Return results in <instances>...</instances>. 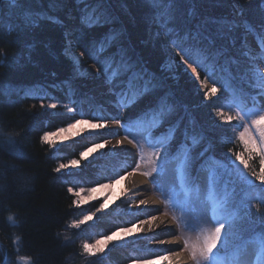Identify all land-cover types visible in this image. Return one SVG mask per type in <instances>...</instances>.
I'll use <instances>...</instances> for the list:
<instances>
[{"label": "trees", "instance_id": "trees-1", "mask_svg": "<svg viewBox=\"0 0 264 264\" xmlns=\"http://www.w3.org/2000/svg\"><path fill=\"white\" fill-rule=\"evenodd\" d=\"M82 6L77 0H62L61 3L18 0L16 6L6 4L0 9V60L8 57L6 62L0 63V264H15L19 257L28 258L31 264L82 263V241L89 226L85 225L82 230H69V222L85 207L78 208L73 203L75 196L68 188L92 185L99 170L88 165L87 173L83 172L85 176L82 177L64 170L57 173L54 169L67 160L78 159L90 143L81 139L53 148L41 141L44 132L73 121L102 122L94 117L115 115L114 97L110 91L96 100L95 106L90 100L89 91L93 87L108 83L101 64L86 51L93 42L98 45L104 39L109 26L82 28ZM108 7L116 18L110 27L119 29L122 35L118 43L100 54L99 59L112 55L122 45L133 61L153 74L161 84L150 96L126 109L125 116L135 117L150 106V100L167 97L176 109L171 123L180 121L181 132L187 128L190 133L203 132L210 136L209 125L217 104L202 103L197 89L199 82L194 81L183 68L173 66L170 71L167 67L168 62L171 64L168 55L170 41L176 37L168 35L154 22L152 8L146 0H111ZM180 9L182 17L192 15L198 21L196 23L200 17L231 19L238 12H242V16L236 15L237 21L257 24L264 19V0H185ZM26 11L34 14L35 24L25 23ZM48 17L63 21V25ZM242 30L238 27L236 35L239 36ZM166 44L169 48L165 47ZM69 46L83 52L84 65H96L97 75L85 76L81 81L75 76L77 65L73 64L70 55L65 54V48ZM193 67L204 80L206 74L197 65ZM216 87L218 95L224 92L220 84ZM48 102L67 105L84 115L77 114L73 119L72 113H53L41 106V103ZM227 109L224 112L229 114ZM168 126L165 123L156 133L162 134ZM232 131L229 129L228 134L231 135ZM182 138L178 133L177 140ZM90 140L104 141L106 138L95 136ZM189 146L193 148V155L202 150V145L193 147L190 141ZM228 148L242 153L249 160L250 170L264 171L259 147L251 151L254 153L251 159L248 158L251 149L239 139L225 145L223 150ZM221 154L218 150L217 159ZM103 180L105 178L99 182ZM239 202L240 199L235 201L237 205ZM258 204L264 209L259 199L252 203L253 206ZM127 218L118 217L102 224L105 234L136 222L135 219L126 222L124 219ZM132 250L134 248L113 249L108 261L111 264H129L137 258L151 256H134L136 253L133 254ZM226 250L231 251V247Z\"/></svg>", "mask_w": 264, "mask_h": 264}, {"label": "snow or ice", "instance_id": "snow-or-ice-1", "mask_svg": "<svg viewBox=\"0 0 264 264\" xmlns=\"http://www.w3.org/2000/svg\"><path fill=\"white\" fill-rule=\"evenodd\" d=\"M17 2L18 0H0V9H3L6 4L16 6ZM54 2L61 3L62 0H54ZM146 2L152 8L154 22L164 28L168 35L176 37L170 41V48L168 44L165 45L169 48L168 55L171 61V64L167 65L169 70L171 71L173 66L183 68L194 81L199 82L197 89L202 103L217 104L209 125L211 135L196 131L190 133L187 128L181 132L180 121L170 122L176 109L168 102L167 97L150 100V106L135 117L125 116L126 109L137 104L140 99L150 96L158 87H161V84L157 82L153 74L148 73L138 62L133 61L124 47L118 48L115 53L105 56L104 59H99L100 54L114 43H118L122 35L119 30L110 27L116 19L112 9L108 7L111 0H77L78 4L83 5L80 8L82 28L109 26L104 39L98 45L93 42L90 47H86V51L101 64L109 91L114 97L115 108L114 116L94 117L102 122L91 124L88 129L82 131L101 138L106 133L112 134L115 130L109 128L107 123V120L111 119L129 136L135 138L128 140L129 144L135 143L138 149V153L134 156L138 157L139 162L134 159L133 172L140 171L142 164L150 165L142 174L152 177L157 187L163 191L161 177L168 175L171 171L174 181H178L183 189L184 199L174 200L173 197H169V200L173 207L181 210V219L185 220V227L200 228L204 222L203 218L211 220L214 224L213 228L204 231L200 243L191 245L189 249L188 243L185 242L184 247L190 250L194 264H261V261H264V209H261L259 204L253 206L251 201L259 199L261 204H264V171L250 170L248 160L242 153L236 152L233 148H228L227 151L223 149L225 145L232 144L236 139L243 141L245 147L250 145L255 147L257 139L253 138L252 133L258 132L259 153L261 163L264 164V103H262L264 101V19L257 24L237 21L236 15L242 16V12H238L231 19L228 17L205 18L197 24H190L183 20L181 14L180 5L185 0H146ZM48 19L63 25V21L53 17ZM24 21L26 24L37 22L31 11L25 12ZM238 27L243 29L239 36L236 35ZM65 54L70 55L74 65H79L80 58L83 56V53L79 55L71 53L70 46L65 48ZM7 59L8 57L4 56L0 63L6 62ZM193 65H197L206 74L204 80L200 79V73ZM209 77L212 80L210 89L206 87ZM216 84H220L224 90L220 95H218ZM41 106L52 110L57 109L56 103L48 105L41 103ZM225 108L235 109V115L226 114ZM66 113H72L73 119L77 114L84 115L82 111L77 113L74 109H66ZM85 122L75 121V123ZM75 123L69 124L68 128L74 127ZM165 123L169 124L166 131L157 136L156 130L163 127ZM235 128L244 129L238 137L235 133L228 134L229 129ZM178 133L183 137L180 140H177ZM141 140L152 148L147 158L143 144L140 143ZM41 141L55 146L49 132H44ZM189 141L193 147L202 145V150L193 155V148L189 146ZM9 142L11 143V140ZM117 143L122 145L124 142ZM106 144L107 141L96 144L94 147L100 152ZM117 150L131 151L115 147L108 149L110 152ZM218 150L222 153L219 159H217ZM88 151L91 156L92 151ZM253 154L250 151L248 158L251 159ZM79 155L81 159L88 161V156H85L84 152ZM100 155L104 153L100 152ZM169 165H172L171 169ZM79 166L80 159H73L69 164H59L54 171L60 173L63 169L79 168ZM194 172L205 173L203 189L192 180ZM225 176H228L229 180H224ZM229 183L234 185L231 191L228 188ZM236 185L241 186L240 192L236 191ZM101 186L109 187L110 185ZM257 189L258 193L255 191ZM95 190V188L90 189L91 192ZM68 191L76 197L74 204L83 203L81 192L84 189L74 191L68 188ZM193 196L201 205V223L194 224L186 220V217L193 212ZM238 197H240L239 205L235 203ZM106 207L107 205L102 203L93 215L103 214ZM9 219L11 220L12 217ZM89 219L90 217H84L83 220L74 221V225L79 228ZM135 227L132 225L111 233L105 237L103 246L101 241H96L94 245L85 243L83 250L90 256H98L104 252L109 243L115 246L127 242L129 236L133 235ZM234 240L238 242L232 243ZM230 247L228 256L222 257L221 251ZM147 264H155V262H147Z\"/></svg>", "mask_w": 264, "mask_h": 264}, {"label": "rangeland", "instance_id": "rangeland-1", "mask_svg": "<svg viewBox=\"0 0 264 264\" xmlns=\"http://www.w3.org/2000/svg\"><path fill=\"white\" fill-rule=\"evenodd\" d=\"M119 30V29H118ZM120 31V30H119ZM254 46V45H253ZM123 47L122 45H119L118 48ZM70 52L76 55H79L81 52L80 50L71 47ZM83 57V56H82ZM82 57L80 58V64L77 65V70L75 72V76L81 79L85 76H91V75H97L98 69L96 65L89 64V65H83ZM170 63L168 62V65ZM89 68H91L89 70ZM203 80V79H201ZM211 80L208 79V82L206 81V87L211 88ZM91 92V93H90ZM109 92V88L105 84H101L99 86H95L89 91L90 96L93 95L94 98H91V101H95L100 99L104 94ZM54 102H48L44 105H48ZM264 103V101H262ZM57 104V109L52 110L53 113H60V114H66V109H71L67 105H61L59 103ZM60 106V107H59ZM230 111V113H236L235 109H227ZM68 114V113H67ZM86 121L85 123H75V121L69 123L74 124L75 126L72 128H68V125L60 126L55 130L48 131L51 133V140L55 142V146H51L53 148L60 147L64 144H70L77 142L78 140L84 139L87 140L90 145H88L82 152H84L85 156H88V161H85L83 159H80V166L79 168H72L69 167L67 169H63L65 172L68 173H78L80 172H86L87 173V167L88 165H91L93 167L94 163H96V166H99L100 168L107 170H113V174H115L113 177H109L106 182L100 183L99 181L101 179L95 180V182L92 185L89 186H79L78 188H73L74 191H78L80 189H84V191L81 192V198H83V203L76 206L78 208L85 207L84 211L79 212L75 215V217L69 222L68 225L70 228L69 230L72 231L73 228H77L74 225V221L83 220L84 217H90L89 220L85 221L83 224L80 225L79 229H84V226L87 225L89 227L86 228V235L82 241L83 245L85 243L89 245H94L96 241H101L103 246V242L105 240V237H107L110 234H105V231L102 228V224H105L109 222L112 219H117L118 217H128L131 220L135 219L136 222L133 224H127L120 228H129L132 225H135L136 227L133 229V235H130L127 242H122L119 244H116L115 246L111 243L107 245L104 252L99 254L98 256H90L88 253L82 251V258H81V264H111L108 261V258L111 255V251L113 249H116L118 247H126V248H135L137 253H142L143 255L148 256L149 254L151 256L143 257V258H137V260L132 261L129 264H147V262L154 261L155 264H167L168 263V254L171 250L160 248V249H152L150 244L153 242L156 238L153 234H148L146 229L147 220L153 218V212L150 211H142L138 210V208L135 207L136 202L138 201L137 196H133V194L130 193V178L132 173H139L142 176H144L142 173L143 171L148 170L150 165L148 164H142L140 171L133 172L132 168L134 167V159L138 160V157H127L121 151H113L110 152L108 149L115 147L116 149H119V144L117 143L123 136L121 130V127L119 124V128L114 127L115 122H107L108 127L111 129H114L115 131L112 134H105L106 140L104 141H91L90 139L95 138V135H89L87 132H84L82 130L88 129L91 124H95L97 122L92 121ZM235 123V121L233 122ZM61 129H64L61 131ZM242 128H235L233 129L231 135L235 133V135L238 137L239 133L243 131ZM121 135V136H120ZM253 138L257 139V144L255 147H252L251 145L249 148L250 151L258 150V132L252 133ZM125 139L129 140L127 137L123 136ZM133 139V138H132ZM135 139V138H134ZM247 139V137L245 138ZM91 141V142H90ZM107 141L106 147L104 149H101L100 152H103L104 155H100V152L96 151L94 145L101 144ZM241 141V140H240ZM243 142V141H242ZM141 144H143L145 157L150 153V147L146 146V142L143 140L140 141ZM244 143V142H243ZM133 144V143H132ZM134 145V144H133ZM135 146V145H134ZM252 147V148H251ZM255 149V150H254ZM92 151V155L89 156V151ZM152 151V150H151ZM135 154L138 153L135 149ZM93 157H96L93 159ZM129 158V160L127 159ZM73 160H67V162H64V164H69V162ZM248 160V159H247ZM90 161V162H89ZM249 161V160H248ZM112 165V166H109ZM118 165V169L114 168ZM172 168V165H169V169ZM117 174H119L117 176ZM83 175V174H82ZM146 180L149 182V190L150 192L158 199V201L161 204V211L166 214L175 224H176V234L181 240L182 243V249L184 252H186L190 258V261L192 264L194 262L191 259L190 255V246L194 244H198L202 240V236L205 230H209L214 227V224L211 222V220L207 218H203L202 227L200 228H192V227H185V220L181 219L182 212L178 207H173L172 202H170L169 197H173L174 200H183L184 199V192L183 189L179 186V183L177 181H174V178L171 174V171H169L168 175H165L161 177V181L163 183L164 190L162 191L160 187H157L156 183L153 181L152 177L144 176ZM204 179H205V173L203 174L202 179L197 182L195 181L196 185L199 186L201 189H203L204 186ZM234 179V177L232 178ZM194 181V179H192ZM227 180H229V177L227 176ZM108 184L109 187H102L101 185ZM230 186V183L228 184V188ZM234 186V185H233ZM95 188L96 190L94 192H91L90 189ZM232 190V189H231ZM203 195V193H202ZM76 199V197H75ZM104 203L107 205V207L104 210V213H96L93 215V213L96 212V208H99L100 205ZM200 202L197 200L194 196L192 198V209L193 212L191 215L186 217L187 221H190L192 223H201L200 218ZM127 218V219H128ZM126 220V219H124ZM101 226V227H100ZM97 227V229L95 228ZM117 228L114 232H117ZM137 229L139 231H137ZM99 230V232H98ZM112 232V233H114ZM119 235H123V233H119ZM115 239V237H114ZM185 242L188 243L189 249H185L184 245ZM136 253V254H137ZM85 254V255H84ZM220 255L222 257L225 256V251L221 252ZM167 257V259H165ZM25 258V257H22ZM96 260V261H94ZM15 264H31L30 260H24L21 259V257L17 258L15 261Z\"/></svg>", "mask_w": 264, "mask_h": 264}, {"label": "bare ground", "instance_id": "bare-ground-1", "mask_svg": "<svg viewBox=\"0 0 264 264\" xmlns=\"http://www.w3.org/2000/svg\"><path fill=\"white\" fill-rule=\"evenodd\" d=\"M189 17L190 15L183 17V20L187 21V18ZM203 19H205V17H200L199 22ZM195 21L198 22L191 15L187 22L190 24H197ZM90 69L91 68H89V70ZM107 86L109 88L108 84ZM114 125L115 126L112 128H119L116 123ZM120 138L121 139L119 141H123L124 143L122 145L119 144V149L124 148L131 150L121 151V153L127 157H133L136 147L133 144H129L128 140L123 136ZM127 159L129 160V158ZM96 163H94V166H96ZM114 168L118 169V167ZM129 185L130 193L133 194V196L139 197L135 207L138 208V210L153 212V218L147 220L145 229L148 234H153L156 238L153 242H151V248L160 249L163 247L165 249L171 250L168 254L169 261L167 264H192L188 254L182 249L181 240L176 234V224L161 211V204L158 199L150 192L149 182L146 180V178L139 173H132Z\"/></svg>", "mask_w": 264, "mask_h": 264}]
</instances>
